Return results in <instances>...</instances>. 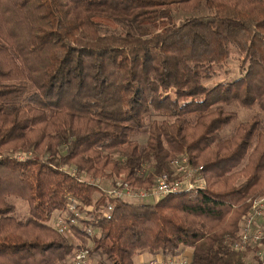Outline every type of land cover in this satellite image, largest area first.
Here are the masks:
<instances>
[{
  "label": "trees",
  "instance_id": "16d2710c",
  "mask_svg": "<svg viewBox=\"0 0 264 264\" xmlns=\"http://www.w3.org/2000/svg\"><path fill=\"white\" fill-rule=\"evenodd\" d=\"M104 19L134 30L106 32ZM233 47L241 74L206 85ZM233 106L259 111L234 124ZM263 118L264 0H0V264H73L78 242L50 222L68 194L92 209L80 222L95 234L71 233L91 239L96 264L186 247L190 264H264L230 245L264 195ZM183 154L206 186L156 202L108 200L80 180L150 187Z\"/></svg>",
  "mask_w": 264,
  "mask_h": 264
},
{
  "label": "built area",
  "instance_id": "2783aa9c",
  "mask_svg": "<svg viewBox=\"0 0 264 264\" xmlns=\"http://www.w3.org/2000/svg\"><path fill=\"white\" fill-rule=\"evenodd\" d=\"M24 159L26 157H20ZM173 174L163 173L159 175L152 186L140 187L125 180L122 176H118L108 186H102L103 192L108 200H122L129 203L147 202L148 198H152L153 202L168 196L169 194L190 191L206 186V180L200 172V166H196L190 162L188 155L183 154L173 160ZM64 169L74 175L77 174L76 168L64 167ZM81 174V181H89L100 185V179H89L86 173ZM250 207L243 214L239 222V229L234 240H230V245L234 250H245L247 248L254 249L255 260H264V195L249 199ZM113 203L109 202L108 206L103 209V214L107 218H111L113 211ZM66 212L58 214L54 227L59 233H71L74 226H81L85 229L89 236L95 234L92 226H82L80 222L87 216V212L92 210L89 206H84L81 200L68 194L66 197ZM185 251L174 255H156L148 260H144L141 264H190L191 256L186 255ZM90 261L89 249L80 247L73 256V264H88ZM254 262H250L253 264Z\"/></svg>",
  "mask_w": 264,
  "mask_h": 264
},
{
  "label": "rangeland",
  "instance_id": "374dc122",
  "mask_svg": "<svg viewBox=\"0 0 264 264\" xmlns=\"http://www.w3.org/2000/svg\"><path fill=\"white\" fill-rule=\"evenodd\" d=\"M203 13H206L207 11L205 10V8L201 9ZM174 16L176 18L177 21H180L185 19L186 17L190 16V14L185 13L183 11H175ZM103 26L105 31H115V32H121V31H125L128 29L134 30V28L130 27L128 24H126L125 22H116V21H112V20H108V19H104L102 20ZM241 67V54L239 53V51L233 47L232 48V54L231 57L228 59L227 62L221 64V65H217L215 66V72L214 75L211 79L206 80L205 84L206 85H214L220 81H226V80H231L233 78L238 77L241 74V69H239ZM233 108L235 110H237L238 112V120H236L234 122L235 123H239V122H247V121H251L252 117H254V115L259 111V109H257V107H252L251 108H246V107H239L236 106ZM154 118H159L158 115L154 116ZM264 119V118H263ZM233 122L230 125H234ZM234 126L232 127H226L224 129V131L221 133L222 138H226V136H229L233 130ZM141 143H145L146 142V138L145 137H140L139 140ZM30 156V153H18L17 156L19 157H28ZM45 155V154H44ZM43 155V156H44ZM45 156H48V154H46ZM89 176V174H88ZM90 177V176H89ZM101 185L102 186H108L109 185V181H107V179L101 178L100 179ZM99 195L96 193L95 198L98 197ZM13 201V203L16 205V211H15V215L18 217H25L26 215H28L27 212H29V205L26 201H24L23 199L20 198H15L12 197L11 199ZM148 202H153L152 198H148L147 199V203ZM58 216V212H53V216L51 218V224L54 225V222L56 220ZM67 235V238L69 239V241H77L78 242V248L80 247H87V245H91L93 242L90 240L87 241H83L81 240L78 236H76L74 233H67L65 234ZM77 248V249H78ZM192 248V247H191ZM193 249V248H192ZM191 249V251H192ZM186 255H188L190 257V254L187 253ZM72 259V258H71ZM71 259L66 263V264H70L69 262H71ZM99 256L97 254H93L91 255V259L88 262V264H96L99 260ZM148 259H145V261ZM144 261V260H143ZM136 264H141V262L139 263L137 261Z\"/></svg>",
  "mask_w": 264,
  "mask_h": 264
},
{
  "label": "crops",
  "instance_id": "0c3cea01",
  "mask_svg": "<svg viewBox=\"0 0 264 264\" xmlns=\"http://www.w3.org/2000/svg\"><path fill=\"white\" fill-rule=\"evenodd\" d=\"M109 184H111V183H109ZM191 247H186L185 248V252L186 253H189L190 254V256L193 254V249H192V251H191ZM156 255H158V254H154V253H150V252H142V253H139L136 257H135V259H134V261L137 263V261L140 263V262H142L143 260H145V259H149V258H151V257H153V256H156ZM160 255V254H159ZM135 263V264H136Z\"/></svg>",
  "mask_w": 264,
  "mask_h": 264
}]
</instances>
